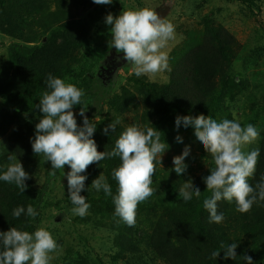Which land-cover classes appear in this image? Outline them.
I'll return each mask as SVG.
<instances>
[{
	"label": "trees",
	"instance_id": "trees-1",
	"mask_svg": "<svg viewBox=\"0 0 264 264\" xmlns=\"http://www.w3.org/2000/svg\"><path fill=\"white\" fill-rule=\"evenodd\" d=\"M225 1L240 2L264 28L260 17L264 0ZM119 10V0L110 5H97L93 0H0V37L11 42L6 48L8 57H0V174L10 163L8 157L15 155L14 162H21L31 176L26 181L28 187L24 193L14 183L0 181V231L14 226L34 232L44 212L59 206L49 200L51 164L47 167L43 154L35 155L31 145L32 123L35 117L42 115L37 109L39 99L47 90L48 74L62 79L73 74L81 63L82 44L93 39L96 29L104 24L106 14L116 16ZM200 25V31L197 28L184 31L179 48L170 54L173 70L167 81L132 76L129 80L136 85L137 94L125 92L107 98L108 114H118L123 124H117L115 131L110 128L105 134L104 128L111 123L99 122L95 124L92 138L98 151L110 152L128 126L156 127L161 131V142L169 145L164 153L169 161L171 155L179 154L197 139L192 126L181 125L177 129L178 115L204 114L215 118L229 111L231 103L244 99L249 101L247 108L251 115L243 124L258 126L259 132L256 147L260 156L254 175L248 178L249 184L255 187L264 177V49L247 51L211 14H207ZM50 32L53 37L48 36ZM236 61L248 67L251 73L246 77L233 75ZM87 68L84 69L86 81L76 86L90 94L93 81L88 77L91 69ZM24 114L30 118H24ZM129 115H133L131 124L126 120ZM21 119L24 124H20ZM77 122L82 126L83 118ZM177 136L182 142L177 141ZM154 163L156 171L151 187L156 188L160 196L168 193L170 199L159 198L154 205L141 202L132 227L115 215L113 196L117 194L118 184L112 171L119 166V157L95 162L83 173L87 180L103 173L112 187V196H108L103 190L92 189L88 183L81 195L87 197L86 202L95 215L101 216L102 225L98 228L113 233L114 264H246L242 259L244 254L253 258V264H264V201L258 200L248 213H240L236 211L235 201L221 200L218 213H223L225 219L220 224L210 223L209 214L203 208V200L211 196L204 182L209 173L185 178L177 175L170 164L164 166L159 156ZM188 179L202 193L198 199L194 196L184 202L178 191ZM67 201L72 205L69 198ZM29 204L38 212L35 218L26 215ZM20 206L25 208V213L15 218L13 210ZM232 243L238 244L237 257L225 260L221 245ZM213 251H221L220 257L213 259ZM75 255H70L65 264H108L83 252Z\"/></svg>",
	"mask_w": 264,
	"mask_h": 264
},
{
	"label": "clouds",
	"instance_id": "clouds-1",
	"mask_svg": "<svg viewBox=\"0 0 264 264\" xmlns=\"http://www.w3.org/2000/svg\"><path fill=\"white\" fill-rule=\"evenodd\" d=\"M93 2L97 5H110L113 0ZM104 23L110 26L109 49L122 53L118 59L126 60L137 77L147 76L152 79L158 73L169 70V57L163 49L174 38L175 28L166 18H161L156 10L147 6L137 9L123 7L118 16L106 14ZM45 83L47 90L42 92L37 108L42 115L35 125V135L31 138L33 153L43 154L46 162H50L52 175L57 170H64L65 165L69 166L70 171L64 172V176L67 178L68 196L73 205L71 211L80 217L86 216L91 207L86 202L87 197L81 195L88 179L83 173L95 162L119 157L120 164L112 171L118 184L117 194L113 196L115 215L128 226H135L138 205L155 191L151 187L156 171L154 162L169 147L167 143L161 142V131L156 127L141 128L133 124L120 134L112 151H98L96 141L92 138L96 125L85 114V108L81 107L79 115L83 117V125L80 126L73 111L74 106L82 104L83 90L51 73ZM117 124L118 119L112 121L104 128V133L108 134L110 128L115 131ZM175 124L177 129L181 125L185 128L192 126L195 137L212 159L214 167L204 177L206 190L211 196L203 200V208L209 214L210 223L220 224L225 219L223 213H218V202L221 200L229 203L235 201L236 211L240 213H248L258 200L264 201V177L255 187L248 182V178L255 173L260 150H243L258 139L259 132L253 124L242 127L237 120L224 119L218 122L204 114L178 115ZM176 139L182 142L180 136ZM190 151V146H186L182 155L173 158V170L177 175L187 171L185 158L190 155ZM8 160L10 163L6 171L0 174V181L14 183L24 193L28 187L26 181L31 176L21 162H14L15 155H10ZM90 187L112 196V187L103 173L92 181ZM178 193L179 198L188 202L194 196L198 199L202 192L188 179ZM24 213L23 206L13 210L15 218ZM26 215L35 218L38 212L29 204ZM237 247L236 243L222 244L224 259L235 260ZM57 248L56 240L44 227L34 232L22 231L14 226L7 231H0V264H50L53 259L50 254ZM220 255L221 251H213L211 257L216 259ZM242 259L246 264H253L250 255L244 254Z\"/></svg>",
	"mask_w": 264,
	"mask_h": 264
},
{
	"label": "rangeland",
	"instance_id": "rangeland-1",
	"mask_svg": "<svg viewBox=\"0 0 264 264\" xmlns=\"http://www.w3.org/2000/svg\"><path fill=\"white\" fill-rule=\"evenodd\" d=\"M116 0H113V2ZM120 10L116 16L120 14L123 7L126 9H137L145 6L156 10L161 18H166L174 25L175 33L174 38L168 41L167 46L163 49L169 57V70L158 73L152 81L165 82L168 80L169 75L173 70V66L170 63V54L179 48V44L184 38V31L188 29L202 30L200 22L207 14H211L216 21L222 23L226 28L234 34L237 39L246 47L247 51L251 48L264 49V28L253 19L247 11L241 6L240 2H229L225 0H119ZM245 10V11H243ZM261 19L264 22V8L261 10ZM88 12H85V14ZM247 14V15H246ZM84 15V13H82ZM110 26L101 24L96 29V35L88 43L87 41L82 44L81 52L79 54L81 63L75 68L73 74H68L63 77L66 83H72L78 86H82L86 81L84 75V69H91L88 73V77L92 78L93 86L90 94L85 93L82 97V104L78 105L73 111L76 113V119H81L79 115L80 108L84 107L86 115L92 120V123L98 124L102 121L119 120L121 118L116 113L108 114V107L106 104L107 98L114 94H137V87L129 79L132 76H136L132 72V66L127 64L126 60L118 59L122 57V53H117L115 49H109L108 40L111 38L109 33ZM59 28L55 29V32ZM49 37H53V32L48 33ZM11 42L9 39L0 37V57L7 58L6 48ZM89 45V46H88ZM251 70L248 67L242 65L236 61L233 65V75H242L246 77V74H250ZM147 77V76H146ZM249 101L242 99L236 103H231L229 111L216 116L215 120L222 121L224 119L237 120L244 125L243 122L249 119L251 112L248 110ZM24 118L29 119L28 114H24ZM38 118L35 117V125L38 123ZM129 124L133 121V115L126 117ZM20 124H24L22 119ZM258 129V126H255ZM30 132V135L34 137L35 133ZM193 136V135H192ZM190 155L185 158V163L188 165L187 171L182 175L185 178L195 175L201 176L203 173L208 172L214 167L213 162L209 154L204 150L201 142L195 139L190 143ZM186 147V146H185ZM179 154L171 155L172 158L167 160V155L159 156L161 161L165 162L164 166L170 164V168L174 169L173 158L178 155H182L183 150ZM256 141L250 145H247L243 150L249 152L256 149ZM47 167L49 162L46 163ZM70 171L69 166L65 165L64 170L60 169L56 171L55 175H52V187L49 192V200L59 206H54L44 212L41 224L39 227H44L52 234L53 238L58 244V248L54 253L50 255L53 259L50 264H65L70 255H74L77 252H83L90 255L97 261H104L108 264H114L113 258L115 257V251L112 250L113 233L109 230L98 228L102 223L99 221L100 217H97L94 210L89 208L88 214L84 217L74 215L71 211L73 205L68 203V190H67V178L64 176V172ZM174 171V170H173ZM42 176V173L40 174ZM94 179L86 180V185L91 183ZM89 186V187H90ZM154 188V187H152ZM154 194L142 203H149L154 205L158 203V199H170L168 193L160 196L157 194V189H154ZM72 256V257H74ZM120 264V263H119Z\"/></svg>",
	"mask_w": 264,
	"mask_h": 264
}]
</instances>
